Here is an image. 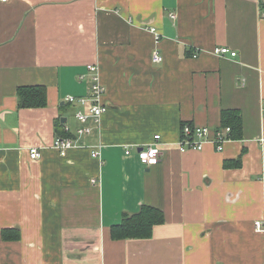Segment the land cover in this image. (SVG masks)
I'll return each instance as SVG.
<instances>
[{
  "label": "crops",
  "instance_id": "obj_1",
  "mask_svg": "<svg viewBox=\"0 0 264 264\" xmlns=\"http://www.w3.org/2000/svg\"><path fill=\"white\" fill-rule=\"evenodd\" d=\"M89 65L108 111L83 125V107L66 99L89 95ZM27 86L47 89L46 107H19ZM224 110L241 114L240 139L181 152L183 124L219 128ZM59 127L79 145L65 156ZM82 127L92 132L78 136ZM156 135L161 160L149 167L136 149ZM262 139L261 0L0 2V264H264ZM145 205L165 218L152 238L113 240L112 226Z\"/></svg>",
  "mask_w": 264,
  "mask_h": 264
},
{
  "label": "built area",
  "instance_id": "obj_2",
  "mask_svg": "<svg viewBox=\"0 0 264 264\" xmlns=\"http://www.w3.org/2000/svg\"><path fill=\"white\" fill-rule=\"evenodd\" d=\"M10 0H0L1 3H6ZM170 17L176 19V14L171 13ZM150 32L155 35L156 40H160L161 35L156 28H151ZM213 53L219 57L231 56L232 58L237 57V52L230 50L228 47H216ZM193 58L198 57V53L192 55ZM164 61L163 56L159 51H155L152 55V62L155 64H162ZM89 72L92 75L93 85L90 93L86 97H68L66 102L69 104H76L83 107L76 112V118L78 121L86 125L89 121H93L95 124H99L104 113L108 111V107L104 104V95L106 93L105 87L100 81V74L98 66L89 65ZM83 78V77H80ZM66 132H70L67 128ZM92 132L91 128L82 127L77 130L78 136H83L90 134ZM231 128L230 127H201L192 124H185L181 129V139L179 141V146L181 152H186L188 150L202 151L206 145H211L215 148L217 152H223L227 143L232 142L234 139L231 138ZM162 138L160 135L154 137V142L152 144L146 145L144 147H138L136 149L139 160L146 166L152 167L160 163L162 155ZM264 142V139H262ZM75 138L72 137H57L54 147L60 152L62 156H65L67 151L71 148L78 147ZM101 148L96 147L92 151V157L99 159L101 157ZM30 159L36 161L40 158V152L36 147H33L29 151ZM127 155L131 154V150L126 151ZM93 184H98L97 179H93ZM257 231H263V225L261 222H256L255 224Z\"/></svg>",
  "mask_w": 264,
  "mask_h": 264
},
{
  "label": "trees",
  "instance_id": "obj_3",
  "mask_svg": "<svg viewBox=\"0 0 264 264\" xmlns=\"http://www.w3.org/2000/svg\"><path fill=\"white\" fill-rule=\"evenodd\" d=\"M264 8V5H263ZM48 104L47 89L43 86H27L18 90V105L22 109L44 108ZM221 126L231 128V138L236 140L242 137L243 122L239 111L224 110L221 115ZM185 124L182 125V127ZM59 137H72L71 133L57 129ZM242 166V157L236 160L225 161V168H240ZM165 223L164 214L161 210L152 206H142L139 212L133 215L125 216L121 223L112 226L111 237L113 240H148L152 238L156 226ZM17 231L7 229L3 231V238L18 239Z\"/></svg>",
  "mask_w": 264,
  "mask_h": 264
},
{
  "label": "water",
  "instance_id": "obj_4",
  "mask_svg": "<svg viewBox=\"0 0 264 264\" xmlns=\"http://www.w3.org/2000/svg\"><path fill=\"white\" fill-rule=\"evenodd\" d=\"M262 5H264V0H261Z\"/></svg>",
  "mask_w": 264,
  "mask_h": 264
}]
</instances>
